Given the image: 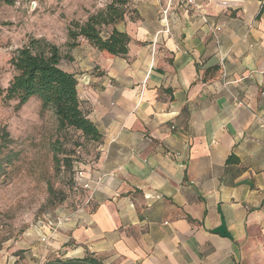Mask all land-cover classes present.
Instances as JSON below:
<instances>
[{"label":"crops","instance_id":"0c3cea01","mask_svg":"<svg viewBox=\"0 0 264 264\" xmlns=\"http://www.w3.org/2000/svg\"><path fill=\"white\" fill-rule=\"evenodd\" d=\"M196 1L206 20L186 0H130L123 57L58 46L101 134L77 164L101 183L0 264H264V0Z\"/></svg>","mask_w":264,"mask_h":264},{"label":"rangeland","instance_id":"374dc122","mask_svg":"<svg viewBox=\"0 0 264 264\" xmlns=\"http://www.w3.org/2000/svg\"><path fill=\"white\" fill-rule=\"evenodd\" d=\"M110 2L0 0V130L10 138L0 147V261H22L25 235L46 219L74 209L79 194L72 190V175L89 149L75 132L59 130L39 101L21 108L3 102V91L14 76L8 62L30 38L65 47L68 28Z\"/></svg>","mask_w":264,"mask_h":264},{"label":"trees","instance_id":"16d2710c","mask_svg":"<svg viewBox=\"0 0 264 264\" xmlns=\"http://www.w3.org/2000/svg\"><path fill=\"white\" fill-rule=\"evenodd\" d=\"M130 6V0H111L104 10L90 15L84 23H73L67 30L65 47L73 48L79 39H83L112 57L125 56L130 38L118 31L115 25L123 21L127 13L135 14ZM109 27L111 30L103 33ZM63 59L65 57L58 46L45 39H28L8 62L14 76L3 91V102L13 101L21 108L31 100H37L42 111L52 113L59 130H71L83 141L99 142L101 134L89 120L88 111L79 99L77 78L61 67ZM9 142V134L1 129L0 147L7 146ZM42 264L102 263L87 257L82 260L55 258Z\"/></svg>","mask_w":264,"mask_h":264},{"label":"built area","instance_id":"2783aa9c","mask_svg":"<svg viewBox=\"0 0 264 264\" xmlns=\"http://www.w3.org/2000/svg\"><path fill=\"white\" fill-rule=\"evenodd\" d=\"M219 2L224 3V1ZM186 4L192 7L193 10L196 11L202 19L206 20L205 13L196 0H186ZM213 31L218 32L220 31V28L214 27ZM71 182L72 190L79 194L77 196L78 199L76 201V205L71 212H63L61 213V215H57L54 219H46L45 222H47L48 227L53 232L59 229L62 223L72 219L73 217H78L85 211V209L90 206L93 200L94 192L101 183V179H93L85 170L79 168L78 164H76Z\"/></svg>","mask_w":264,"mask_h":264},{"label":"water","instance_id":"95a60500","mask_svg":"<svg viewBox=\"0 0 264 264\" xmlns=\"http://www.w3.org/2000/svg\"><path fill=\"white\" fill-rule=\"evenodd\" d=\"M216 1L233 2V1H241V0H216Z\"/></svg>","mask_w":264,"mask_h":264}]
</instances>
